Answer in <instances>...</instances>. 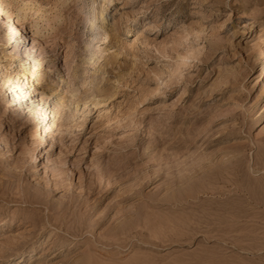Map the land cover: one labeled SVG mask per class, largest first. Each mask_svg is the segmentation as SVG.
<instances>
[{"label":"rangeland","instance_id":"374dc122","mask_svg":"<svg viewBox=\"0 0 264 264\" xmlns=\"http://www.w3.org/2000/svg\"><path fill=\"white\" fill-rule=\"evenodd\" d=\"M101 1L0 0V264H264V0Z\"/></svg>","mask_w":264,"mask_h":264},{"label":"bare ground","instance_id":"6f19581e","mask_svg":"<svg viewBox=\"0 0 264 264\" xmlns=\"http://www.w3.org/2000/svg\"><path fill=\"white\" fill-rule=\"evenodd\" d=\"M102 6L101 8H105L110 0H102ZM0 14H3V9L1 7V4H0ZM5 16L9 19L10 17H8V14L4 13ZM115 14H116V20L118 21H122L124 20L125 22H128V21H132L134 18H135V15H136V12L133 11L132 9L128 8L126 4L122 3L119 8H116L115 9ZM43 17V16H42ZM10 20V19H9ZM41 21V19L39 20ZM42 22V21H41ZM40 22V23H41ZM37 23V22H36ZM39 23V22H38ZM37 23V24H38ZM7 75L11 78L12 77V73H7Z\"/></svg>","mask_w":264,"mask_h":264}]
</instances>
